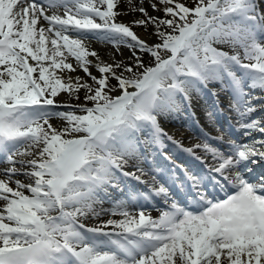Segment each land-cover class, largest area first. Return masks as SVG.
I'll return each instance as SVG.
<instances>
[{
	"label": "snow or ice",
	"instance_id": "snow-or-ice-1",
	"mask_svg": "<svg viewBox=\"0 0 264 264\" xmlns=\"http://www.w3.org/2000/svg\"><path fill=\"white\" fill-rule=\"evenodd\" d=\"M121 3L0 0V264H264V175L252 176L264 116L248 119L264 110L252 103L264 101V0H123L140 14L131 24ZM90 35L129 58L103 61ZM210 83L250 139L184 148L212 163L205 174L180 166L179 192L153 177L114 199L127 179L150 183L140 166L149 149L182 147L160 118ZM154 198L165 206L155 218Z\"/></svg>",
	"mask_w": 264,
	"mask_h": 264
},
{
	"label": "bare ground",
	"instance_id": "bare-ground-1",
	"mask_svg": "<svg viewBox=\"0 0 264 264\" xmlns=\"http://www.w3.org/2000/svg\"><path fill=\"white\" fill-rule=\"evenodd\" d=\"M134 2H136V0H134ZM138 2L139 3H146L147 2V0H138ZM119 10L120 11H122V12H125L126 14L125 15H122L121 17H119V20L121 21V22H124V23H126V24H131L132 23V21L135 19V18H139V13L138 12H128V11H126V5L123 3V0H122V3H121V5L119 6ZM59 11V13H63V11H64V9H62V10H58ZM97 22H99V21H97ZM133 30L134 31H136L137 32V34L139 35V36H141L142 38H145V39H147L148 41H153L155 38L154 37H152V36H150V35H148V34H146L145 32H144V30H143V28H140V27H136V26H133ZM97 40H99V39H96L95 37H93V36H89L87 39H85V44H86V46L90 49V50H92V51H96L97 52V54L99 55V57L103 60V61H105V62H112V60H113V56L115 57V59H116V61L118 62V61H120V60H127L128 58H129V56H130V50L126 47V46H119V47H117L116 45H114V44H112V43H107V42H104V41H102V40H99L100 42H104V43H97ZM91 58V57H90ZM91 59H94V58H91ZM73 59L72 58H70V61L73 63L74 61H72ZM73 64H75V63H73ZM76 75V74H75ZM113 83H114V81H113ZM212 85H214L213 87V91L214 90H217L218 88H219V84H217V83H213ZM257 91H260L259 89H256ZM195 94H193V96H194ZM205 95H206V98L207 97H210L211 99H212V96L210 95V94H208V92H205ZM192 96V100H195V98ZM221 97H223L222 95H221V93H220V95H219V99H220V101H222V102H224L225 103V106L226 107H228V105H227V103H228V100H227V98H221ZM64 99L65 100H67L68 98H67V96H64ZM73 103H74V101H73ZM192 105L194 106V107H196L197 105H198V102H195V101H192ZM200 107V106H199ZM58 110H60V111H63V110H65L64 108H60V109H58ZM180 111H183L184 113H185V110H184V108H182ZM196 111V110H195ZM197 111L199 112V109H197ZM202 112L204 113V110H202ZM180 114V112H178V114L177 115H174V114H168V115H166V116H164V117H161L160 118V120L161 121H165L167 124H168V122H169V124L170 123H172V125L173 126H171V129L173 130V127H176V128H179V129H183L184 131H181V132H179V133H176V135L177 136H179V139H183V141H185V142H190V141H192V142H190V143H187V145H190V148H194V146L195 145H197V144H202V143H200V140H202V133H201V131H199V130H196V131H194V132H192V133H189V132H185V127L184 126H182V124H183V121L184 122H186L185 120H184V118L182 117V116H180L179 115ZM232 114L233 115H235V116H237V114H235V113H233L232 112ZM201 116V115H200ZM187 118L189 119V116H187ZM55 121V124L56 125H62L63 124V122L59 119V118H57V120L55 119L54 120ZM207 124L205 125L207 128H209V126H210V124H208V122L209 121H205ZM204 123V122H203ZM168 124V125H169ZM182 126V127H181ZM170 129V130H171ZM210 131H213V130H210ZM215 134H216V132H214ZM218 135H220L219 133H218ZM250 139V137L248 136V138H246V139H242V138H238L237 139V143H244V142H247L248 140ZM182 141V142H183ZM195 141V142H194ZM218 143H221L220 141L218 142ZM225 148H226V146H225ZM195 150H200L201 152H203L202 151V149H195ZM205 154V153H204ZM205 156L207 157V160H209V161H211L212 162V160H211V157L209 156V155H207V154H205ZM186 158V157H185ZM155 160V159H154ZM140 166L142 167V168H145V166H144V164L143 163H141L140 164ZM6 167H8V164H7V162L6 161H4V163H3V165H1L0 166V170H2V169H4V168H6ZM146 169V168H145ZM126 170H128V171H135V169L133 168V170H131V168L130 169H126ZM19 179H24V177H18ZM143 179L144 180H146V181H149L150 183L153 181V177L152 176H150V175H145L144 177H143ZM127 182V181H126ZM128 183V185L130 186V183L129 182H127ZM116 192L114 191L112 194H113V198L114 199H121V198H119V197H117V195L115 194ZM154 206V207H153ZM153 206H151L150 208H156L157 209V206L156 205H153ZM103 208L105 209V210H109V209H111L112 208V204L111 203H109V202H107V201H105L104 202V204H103ZM156 209H154V210H149V211H147L150 215H152L154 218L155 217H158L159 216V214H160V212L158 211V210H156ZM107 218H109V217H107V216H105V217H103V219H107ZM118 218V217H117ZM82 222H84V223H86V225L87 226H92V225H94L95 223H97V221H95V219H88V220H85V221H82Z\"/></svg>",
	"mask_w": 264,
	"mask_h": 264
},
{
	"label": "rangeland",
	"instance_id": "rangeland-1",
	"mask_svg": "<svg viewBox=\"0 0 264 264\" xmlns=\"http://www.w3.org/2000/svg\"><path fill=\"white\" fill-rule=\"evenodd\" d=\"M142 38V37H141ZM97 43H104V42H100L99 40H97ZM73 60L72 61H74V58H72ZM91 59V58H90ZM113 60H115L116 61V59H115V57L113 56ZM112 60V61H113ZM247 62V61H246ZM73 63H75V61L73 62ZM94 72H95V70H93ZM79 75V76H83V73L82 72H77V73H73V75ZM194 98H196V96H193ZM208 113H209V110L206 108V106L204 107V114H206V115H208ZM55 119H53L52 121H51V123H53L54 125H56L55 124V121H54ZM56 120H57V118H56Z\"/></svg>",
	"mask_w": 264,
	"mask_h": 264
}]
</instances>
